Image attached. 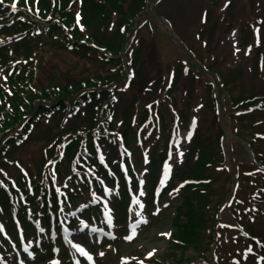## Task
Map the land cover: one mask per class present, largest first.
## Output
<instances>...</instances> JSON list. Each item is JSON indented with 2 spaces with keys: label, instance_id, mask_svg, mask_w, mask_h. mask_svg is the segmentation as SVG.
<instances>
[{
  "label": "rangeland",
  "instance_id": "rangeland-1",
  "mask_svg": "<svg viewBox=\"0 0 264 264\" xmlns=\"http://www.w3.org/2000/svg\"><path fill=\"white\" fill-rule=\"evenodd\" d=\"M225 1L226 0H163L156 6L155 15H158V17L164 16L169 19L182 40L185 41L188 46L194 47L193 49L183 44L184 52H186L188 56V62L191 64V66L185 67L184 70H179L182 71L183 75L181 79H176V76L174 75H176V72L178 71L180 61L185 60V58L182 55V52L174 47L172 41H169L165 30L157 26L156 33L152 36L153 33L148 28V26L144 27L136 37V39L141 40V43L135 40L134 44H132V57L135 56L134 52L139 47H141V50L139 49V52H141L140 58L145 63L143 78L139 82L136 90L133 87V92L135 94L139 95V89L142 90L148 88L150 85L155 84L156 81H158L161 77H165L167 71L169 73L173 72L172 78L174 76L172 79V84L174 87L171 89L172 91L170 96L171 100H173V102H175L178 107H171L168 105L158 108L156 115L159 117L156 118V125L149 130L145 137L146 142H151L154 140L158 149L161 148L164 142L165 133L168 131L171 125L173 123L180 124L181 120H184L189 116L187 115L188 110L184 111L183 108L186 106V103L188 104L191 100L193 102H190L189 104L193 107L194 113L199 119V128L207 130L212 129V114L209 109L210 105L204 90V86H202V83H196V86H194V83L191 85L192 81L188 80L192 77L200 79V77L204 78L205 76L202 74H197L199 66H197L193 60L194 54L196 52L197 58H195L196 60H199L198 63H204V66L207 68L206 74L209 76V83H215L213 75L216 73L221 77H226V84L228 87L236 85L237 95L240 97H244L250 91L262 93V95H264V68L259 67L256 69L254 67V65L257 63V60H254L257 52L261 51L262 54L264 53V41H262L264 38V26L261 24L256 26L257 23H254V21L251 23L250 19H245V14H241L242 7H248V2H244V0H227L225 6H223L222 3ZM234 7L236 8V10L233 12L234 18L231 19V21H224V19L229 18L227 14L230 13ZM253 13L259 18L264 16V0H258L256 2ZM206 16L208 19L204 21V17ZM249 24L258 28L259 32H255L256 39L251 41L250 37V39L245 42L246 38L243 34H249ZM228 25L230 26L228 27ZM227 27L228 29H226ZM213 29H215L214 35L217 38L215 41L213 39V48L212 45L209 47L203 46L201 44L202 42L197 40L195 35L198 36L201 34V36H203L202 34H208V32ZM201 31H203V33H200ZM248 45L251 46L249 47ZM50 56L51 62L58 67L64 81H67V75H71L73 78H81V71L84 69L87 68L90 71H94L96 69L95 65H91L89 63L84 66V62L82 60H77L75 56H72L61 49L52 51ZM212 62H214V64L212 67H210L209 63ZM258 62L264 66V56H260ZM233 71H237V79ZM64 75L66 76L64 77ZM185 75L187 79L184 78ZM136 84L137 82L135 85ZM162 84H165L164 79L162 80ZM220 87L221 98L224 99L228 109L230 110V107L232 106L230 101L231 96L228 94L222 83H220ZM131 91H129V93H131ZM212 91L214 92V88ZM129 93L126 96H128ZM162 95H164V92ZM155 97L159 98L158 95ZM124 99L125 96L120 99L121 104ZM116 107L120 108V105L117 104ZM262 114L264 115V113ZM144 117L146 118L147 123L149 121V117L146 114H144ZM121 118H123L122 115L120 116L119 120ZM248 119L249 118L245 117L244 119L240 118L234 121V118H232V123L229 125V128L234 132L237 130L240 132L242 131L241 128L245 127L244 131L247 132L248 127L252 128L250 122L254 120L251 118L248 121ZM245 121L248 122L247 125L243 123ZM150 122L152 125L153 121L150 120ZM55 124L56 121H53L51 125H48V123H43L42 125L37 126V128H35L33 133L27 139V142L24 144V146L20 150H15L14 157L22 162L23 167L30 170L31 167L39 166L40 161L45 154L44 145L48 140H51V137L55 131ZM261 127L264 128V120ZM187 138L188 134L186 133H182L176 138L180 149L174 153V158L172 161L174 167H181L183 163V159L186 154L185 147L187 146L184 145L188 142ZM231 145L229 146V150L232 153L234 161L237 164L239 163L241 170L246 171V147L242 145L237 146L236 143ZM257 146L258 145H255L257 150H264L263 147ZM141 152H143L146 157L150 156V154L153 152L152 143L141 149ZM141 170L140 177L142 178V181L145 182V180H148L151 176V174H149V166H141ZM225 171L222 170L213 173V178L216 180V183L221 184L218 186L216 195L219 193L221 194L223 191L230 190L229 184L222 183L226 175ZM246 181L247 180H245L242 176L239 177V182L241 185H244ZM138 185L140 187V183ZM246 193H249L246 191V188L245 190H239V195H245ZM115 195V189L105 192L106 199L115 197ZM120 196L123 198L124 194L121 193ZM174 197V194L171 196H166V198L161 202L159 205L160 209L166 207L167 204L169 205V209L166 211L163 209L162 211L164 212H162L158 217H156V215L152 216L150 220L147 218H140L142 221L147 220L148 223H144L143 227H145V229L140 232L141 234L139 239L135 243L128 246L124 243L120 244L119 251L122 252L124 256L131 252H135V254H137L138 251H140L142 254L145 252L152 253L155 255V257H159L161 255L162 251L168 246L162 234H165L166 231L170 230L172 209L175 207L176 203L179 202V198ZM145 198L146 194H144L142 197L138 196L140 203H143ZM94 211L95 210H93V212ZM124 211L125 209L119 206L117 209V214L122 216ZM234 212V207L225 208L221 213V220L223 222L233 224L234 220L231 214ZM100 220L101 219L98 221L99 223ZM254 224L256 229L264 230V219L261 217ZM234 235V233L231 234L228 231H225L222 232L221 236H218V261L216 264H228L227 261L229 260L227 259H229L230 255L235 253L234 250L242 247V239L236 240L234 239ZM130 240L131 239L126 241V243ZM250 244L252 245L253 243H248V245ZM252 247L255 248L254 245H252ZM192 257H195V254L192 253V251H188L184 254V259H191ZM236 260L240 263H243L242 251L241 256H236Z\"/></svg>",
  "mask_w": 264,
  "mask_h": 264
},
{
  "label": "trees",
  "instance_id": "trees-1",
  "mask_svg": "<svg viewBox=\"0 0 264 264\" xmlns=\"http://www.w3.org/2000/svg\"><path fill=\"white\" fill-rule=\"evenodd\" d=\"M8 3L11 0H3ZM32 6L33 0H29ZM73 0H38V9L40 17L46 18L51 16L52 18L56 15L59 16L60 21L63 25L70 26L73 24V16L70 13V9H67L68 3ZM148 0H82L81 4V25L84 32H79L77 28L72 31V37L74 45L77 51L92 52L89 42L94 43L97 48L105 49L110 52L113 56L120 54L121 49L127 39V35L131 33L134 19L140 17L146 7ZM20 5H24V0H20ZM113 24L115 30L112 34H107L108 27ZM124 27V32L120 33V28ZM32 28L30 24L16 23L10 30L4 31V36H12L13 34H22L23 32H29ZM30 35V34H29ZM3 36V37H4ZM86 39V40H85ZM71 41V40H70ZM86 41V44L82 45L79 42ZM22 46L21 54H8L5 48L0 49V65L5 67L8 61L25 60L32 58L36 61L35 67L32 63H29L27 67H30L29 75L23 77L18 76L14 73L13 77L10 78L11 97L3 93L0 89V147L4 142V139L9 133L14 131V127L19 124L23 118L30 116L31 113L36 112V115L32 120L36 119L37 116H43L47 111L49 104L57 103L60 108L64 107V103L69 99H73L74 96L78 95L79 92L84 88H95L97 86L95 79L78 81L71 85L59 86L55 84V80L40 81L38 79L39 73L41 72V64L43 61L42 54L46 49L37 48L40 43H44V47H64L68 43V38L64 34V30L59 25H53L49 28L48 32L44 35L43 33L38 37L33 38L26 37V40ZM21 56V57H19ZM115 67H121V63L117 60ZM37 77H36V75ZM54 74L56 72H53ZM35 75V76H34ZM121 76H110L104 81L119 79ZM39 84L38 89L35 86L36 82ZM100 81V80H97ZM95 83V84H94ZM103 84V82L101 83ZM98 94V93H97ZM96 96V93H95ZM102 96L106 98V95ZM8 98L7 104H4L3 100ZM94 102L95 97H93ZM41 101L47 102L43 104ZM234 103L236 99L232 98ZM53 110L56 107H52ZM92 112V107L90 109ZM98 111V109H96ZM98 112H96L97 114ZM96 118L92 125L87 129L89 131L95 126ZM215 136L210 134H196L190 146V153L187 157L184 169L177 171L174 174V179L181 181L183 179H195L201 181L198 186H188L182 191L183 203L176 210V215L171 221L172 234L171 238L176 240L179 244L170 245V254H165L166 259L172 258L174 260V251L180 250L185 251L192 248L199 252L201 244L199 240L204 235V230L207 229V223L209 217L206 211L208 204L213 196L215 190L213 180L210 175V171L219 162L224 161V155L220 148V139L222 137V131L215 122ZM78 130V129H77ZM129 129L126 128L122 133L125 139V143L128 142L127 134ZM104 136V135H103ZM0 150V160H2ZM71 149L67 150L66 162L67 165L71 162ZM94 158V157H93ZM95 162V161H94ZM264 162V161H263ZM30 174V179L34 185L35 196L31 198L27 195V201L34 206V212L42 211L46 213L47 202L45 200V187H42L43 176L38 172ZM21 181H19L20 183ZM20 188L24 189V183L19 184ZM26 191H24L25 193ZM39 199V201H36ZM41 199V200H40ZM0 203L2 204L5 213L9 216L11 206L9 205V198L6 193L0 189ZM54 203V201H53ZM195 203V204H193ZM56 209L54 203V210ZM19 216L23 222L25 221L24 208L19 205L18 210ZM213 218V217H212ZM211 220V219H210ZM213 221V219H212ZM27 230L32 231V226L26 222ZM207 246L212 243V238L209 237ZM207 249H202L206 251ZM182 259H177L175 264H181Z\"/></svg>",
  "mask_w": 264,
  "mask_h": 264
},
{
  "label": "snow or ice",
  "instance_id": "snow-or-ice-1",
  "mask_svg": "<svg viewBox=\"0 0 264 264\" xmlns=\"http://www.w3.org/2000/svg\"><path fill=\"white\" fill-rule=\"evenodd\" d=\"M2 2H3V0H0V3H2ZM12 7H13V9H15V7H16L15 3L12 5ZM77 21H79V15L77 16ZM258 23H264V22H258ZM254 32L258 33L259 32V29L258 28H254ZM5 79H6V77H5ZM165 175L167 176V170L165 171ZM141 195H143V192H141ZM142 223H148V221L147 220H144V221H142ZM0 231H3V228L2 227H0ZM162 235H168V234H162ZM125 239H131V237H125ZM73 246L74 247H77L76 245H73ZM77 250L82 255H84L88 259V261L90 262V264H91V262H92V256L89 255L87 252H85L83 248L77 247ZM25 251L26 252L28 251L27 248L25 249ZM99 255L103 256L104 253L101 252ZM148 255L151 256L152 253H149ZM121 259H122V264H127V258L122 257ZM55 264H58V262H55Z\"/></svg>",
  "mask_w": 264,
  "mask_h": 264
}]
</instances>
